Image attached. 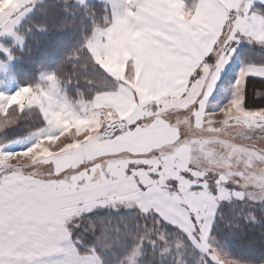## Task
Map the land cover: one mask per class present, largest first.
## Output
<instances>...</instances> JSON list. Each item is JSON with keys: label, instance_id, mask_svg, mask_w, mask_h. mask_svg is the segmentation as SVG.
Returning <instances> with one entry per match:
<instances>
[{"label": "snow or ice", "instance_id": "snow-or-ice-1", "mask_svg": "<svg viewBox=\"0 0 264 264\" xmlns=\"http://www.w3.org/2000/svg\"><path fill=\"white\" fill-rule=\"evenodd\" d=\"M32 3L17 0L0 14V33ZM242 38L264 47V14L253 0H111V17L72 53L99 89L91 99L61 97L56 75L0 93V128L35 106L59 130L24 151L0 153V264H103L94 245L81 252L80 239H72L81 215L100 205L138 206L153 225L178 227L212 264H236L213 246L210 229L220 199L256 189L264 196V107H244L248 77L264 80V65L241 68L234 98L219 112L207 113L205 101ZM170 111L176 121L165 119ZM157 121L174 125L177 139L136 150L147 146L136 139L140 131ZM181 126L206 135H181ZM39 164L49 165L46 175L24 171ZM208 173L215 174V194L202 179ZM228 183L241 191L229 193ZM106 239H114L107 228L99 240ZM134 239L137 247L144 239L168 246L156 227Z\"/></svg>", "mask_w": 264, "mask_h": 264}, {"label": "rangeland", "instance_id": "rangeland-1", "mask_svg": "<svg viewBox=\"0 0 264 264\" xmlns=\"http://www.w3.org/2000/svg\"><path fill=\"white\" fill-rule=\"evenodd\" d=\"M67 4H70V2H68ZM45 8L46 7L42 5V8L38 10V14H36L32 18V20L27 23L26 25L27 28L26 29L23 28V34L25 39H27V37L31 35L33 28L36 29L38 27L44 26ZM60 13L64 14L65 16H70V19H68L64 15L62 16L63 19H61L59 23V28H60L59 33L55 35L53 38L49 39V41L57 44V46H61L67 49L69 51V55L72 56L73 52L82 49V46L86 44V41L90 36L92 27L95 24H98L100 22L99 20H102L103 17L101 16L99 10H94L91 8L79 9L73 6L72 4L67 6L65 9L62 8L60 10ZM54 21L56 22V20ZM86 21H88L91 24V26L88 25L86 27L85 25ZM88 28L89 31L87 30ZM53 39H55V41ZM247 42L248 41H245V39H240L238 43L235 41L233 42V47L235 51L232 52L227 63L223 66L221 72L218 75L217 80L214 83L211 92L206 98L205 111L207 113L219 112L221 108L225 107L231 101V99L234 98L233 85L241 70L240 67L246 65L242 61L243 50L244 49L246 50V48H253L258 50L256 44L250 42L247 43ZM70 47H74V49H69ZM23 51L19 53L20 61H21L20 55L23 53ZM48 51L46 55L45 53L41 55V51H39L40 57L43 58V56L45 55V59H49L51 52ZM21 56L22 58H27V59L29 57L27 54H22ZM73 63L74 61H72V64ZM19 66L21 70L18 71L16 70V75L12 73L11 81H8L6 85H12L13 83H16V85L18 86H26L25 83L27 79L25 80V83L24 80L22 79L23 74H25L23 68H27L33 72L37 70V65L33 63H29V64L25 63L24 65H19ZM71 71H73L76 74V76L74 75L72 76L73 78H71L72 79L71 86L69 85V83L66 82H64L66 83V85H64L61 80L60 82L57 79L59 85L62 83V85L65 86L66 89H70L71 87H78L77 89H81L83 87L85 88L93 87L94 84H89L87 82V79H84L82 77L77 78L78 73L82 75H86L84 73V71H87L86 69L79 68V65L76 66L73 65ZM245 109L254 110L249 108H245ZM177 118H178V113L174 111L168 112L165 117L166 120H171V121H176ZM214 119L220 120L223 119V117L217 115L216 117H214ZM140 132L141 135L138 136V140L145 142L147 145L144 148H139L142 151H148L152 147L161 146L155 144L156 139H162L163 141L162 145H170L173 141L177 139L176 127L174 125L169 126V124L165 123L164 121H157L152 125H146ZM180 134L181 135L187 134L189 136L206 135V133L197 132L195 129H189L184 126H181ZM17 139L18 137L14 133L12 135V142L14 143L11 146H8L9 147L8 149L6 148L8 150L7 152L23 151L22 147H20L16 143ZM261 143H264V141H261ZM202 179L207 180V182L209 183L210 191L215 194L216 193V186L214 182L215 174L208 173ZM192 187L193 190H199L200 184H193ZM225 188L226 190H228L229 193H231L232 191H241L239 187L231 183L226 184ZM249 192H253V189L249 188ZM103 206L110 207V211L108 214L115 215L113 224L109 228V232L114 237V239L101 240L105 252L109 254H113L114 251L120 250L119 245L125 242L128 243L131 250L130 254L128 253V255L126 256V257L131 256L130 264L139 262V260L144 257L143 252L147 253V256L144 257L148 259L145 264H155V262L159 264L160 263L177 264V261H179L180 264H189V260L192 258H195L197 260V263L199 264H204L205 261H207V263L211 262L205 255L203 257L194 256V254L192 253L194 249L199 253L202 252H200L199 249L195 248L194 245H192L187 235L184 234L181 230L180 231L183 234L182 236L179 235V233H173L172 228L166 226L161 227V223L159 225H153L152 219L150 218L146 219L145 217H143L140 214L141 211H139L136 208V206L122 205L114 208L108 205H100V207ZM96 207H93L91 210H93ZM214 212L215 215L217 214L216 212L220 213L221 218H223L233 229L232 232L238 230V224L241 222H243L244 224L247 223L258 224L260 222L264 223V196H261L259 194V189H256L253 195L245 196L244 198H238L234 195H227L225 198H222L218 201L217 205L215 206ZM249 213L255 217L254 221L245 219V217ZM106 218L107 215L103 217L101 220H98L99 228L101 227L102 223L105 221ZM143 220H145L146 222ZM78 224H79L78 227H73L72 229H74L75 231L78 230L76 236L82 238V235L86 234L84 222H81L79 220ZM151 227H156L163 232L165 240L168 242L167 248H165L164 243L161 241H158L155 244H153L150 242V240H147L149 243H147L144 246L142 244L143 241H141L139 247L136 246V240L134 238L137 236V234L138 233L142 234L146 228H151ZM112 229H119V231L115 232L112 231ZM138 229H140V231H138ZM210 236L212 235L210 234ZM175 238H178L180 240L179 246L176 245ZM211 242L213 243V246L217 248V250L220 252L221 255L235 261L236 264H262L260 262L259 263L245 262L230 256L229 255L230 252L228 250H225L223 245L221 246L219 244L220 242L217 240L216 237H214V240H212ZM247 254H251V253L247 251Z\"/></svg>", "mask_w": 264, "mask_h": 264}, {"label": "trees", "instance_id": "trees-1", "mask_svg": "<svg viewBox=\"0 0 264 264\" xmlns=\"http://www.w3.org/2000/svg\"><path fill=\"white\" fill-rule=\"evenodd\" d=\"M68 2H70V4H72L73 6L79 9L88 8L84 6L75 5L70 0H44L35 7L31 15L22 23L19 29V34L21 35L24 41V45L21 48L14 49L13 51L14 56L16 58V63L14 65V70H13L14 75H16V70L17 71L21 70L19 65H24L25 63L26 64L33 63L37 65V70H35L34 72L27 68H23L25 74H23L22 79L24 80V83L25 80L27 79L25 85H29V86L36 85L38 82V77L42 72H48V73H52L53 75H56L57 79L59 81L61 80L64 85H66V83H64L66 82V80L70 79L72 81L71 78H73L72 76H74L73 75L74 72L71 71V68L74 65V63L72 64L73 61L72 56L69 55V51L67 49L61 46H57V44L49 41V39L53 38L60 31L59 23L60 20L63 19L62 16L64 15L60 13V10L62 8L65 9L67 6H69L70 4H67ZM42 5L46 7L44 12L45 15L44 26L38 27L36 29L33 28L31 35L27 37V39H25L23 34V28L24 29L27 28L26 27L27 23L30 22L36 14H38V10L42 8ZM94 10H99V9H94ZM259 11L261 14H264V5L259 7ZM99 12L101 13L102 16L103 11L99 10ZM65 17L70 19V16H65ZM54 20H56V22ZM85 25L86 27L88 25L91 26V24L88 21L85 22ZM87 30L89 31V28ZM53 40L55 41V39ZM69 49H74V47H70ZM22 51H23L22 54H27L29 57L28 59L22 58L21 56L22 54H21L20 55L21 61H20L19 53ZM39 51H41V55L43 53H45L46 55L47 51L51 52L50 58L45 59V55L43 56V58L40 57ZM242 61L245 64H263L264 51H259L253 48H246V50L245 49L243 50ZM75 63L76 65H79L78 61H76ZM84 73L86 75H82L78 73L77 78L80 77L84 79H86V77L88 79L91 78L88 74V71H84ZM62 83L60 84L61 86H63ZM71 84L72 82L69 83L70 86ZM77 88L78 87H71L70 89H66L65 86H63V89L67 97H69L71 100L78 99V94L79 97L88 98L93 90L98 89L96 84H94L93 87L90 88H85V87L81 89H77ZM88 90H92V91H90L88 94L82 95L84 91L86 92ZM258 90L260 92H264V80L248 77V84L245 86V100H244L245 108L256 109V108L264 107V95L255 94ZM109 211H110V207L103 206V207H97L91 211L83 213L79 218V220L81 222H84L86 234L82 235V238H79L78 236H76L78 230L75 231L74 229H72V237L74 239L77 238L80 239L81 243L77 245L80 251L82 252L86 251L87 245H94L96 253L103 260V264H119L121 259L125 258L128 255V253L130 254L131 252L128 243L125 242L121 243L119 245L120 250L114 251L113 254H109L104 251L101 240H99L101 234L105 232V229L106 228L109 229L110 226L113 224L115 215L108 214ZM216 213H217L215 215L216 217L214 216V220L211 225L212 228L210 234L217 238V240L220 242L219 244L221 246L223 245L225 250H228L230 252L229 255L245 262H253V263L260 262L264 264V223L260 222L258 224H253V223L244 224L243 222H241L238 224V230L232 232L233 229L231 228V226L223 218H221L219 212ZM106 215L107 218L99 228L98 220H101ZM143 217L149 219L148 216H143ZM90 225L94 227H90ZM164 226L172 228L173 233H179V235L181 236L183 235L178 227H175L170 223L161 222V227ZM138 231H140V229H138ZM154 238L155 237H152L151 239ZM175 239L179 240L178 238ZM147 240L149 239L143 240L142 243L143 246L149 243ZM247 251H249V253L251 254H247ZM192 253L194 254L195 257L204 256L203 253H199L195 249L192 251ZM143 254L144 257L147 256V253L143 252ZM144 257L141 258L139 262L137 263L135 262L134 264H145L148 259ZM155 264H159V263L155 262ZM189 264H199V263H197V260L195 258H192L189 260ZM207 264H212V262L210 263L208 262Z\"/></svg>", "mask_w": 264, "mask_h": 264}, {"label": "crops", "instance_id": "crops-1", "mask_svg": "<svg viewBox=\"0 0 264 264\" xmlns=\"http://www.w3.org/2000/svg\"><path fill=\"white\" fill-rule=\"evenodd\" d=\"M42 1L44 0H33V3L30 6L29 10L26 11L23 14V16H21L18 19V22L16 25L13 26V29L8 32L0 33V93L10 95L14 93L16 90H18L20 87H25V86H18L16 85V83H13L12 85H6V83L8 81H11L12 73L14 74L13 70H14V65L16 63V58L14 56L13 51L14 49L21 48L24 45V41L21 35L19 34V29L22 23L31 15L35 7ZM70 1L73 4L78 5V6H84V7L99 9L103 11V15H102L103 19L99 20L100 22L98 24H95L92 27L89 38L93 34L96 27H102L104 25L106 17L108 18L111 17V0H70ZM16 3H17V0H0V14H3L5 10L9 9L10 7H14ZM262 5H264V3H261L260 0H253V7L259 13H260L259 7ZM245 41H248V40L245 39ZM247 43H249V41ZM252 43L257 45L258 47L257 49L259 51H264V47L260 46L259 44L255 42H252ZM246 65L259 66V65H264V63L263 64H246ZM244 66L240 68H243ZM109 67L115 71H119V72L123 71V65L121 64H110ZM47 75H53V74L48 73V72L40 73L37 84L39 83L42 84L44 82L43 77ZM249 77L260 79L257 76H249ZM106 79L109 82L111 81L110 77H107ZM14 82H15V79H14ZM26 86H29V85H26ZM92 90H88L86 92L84 91L82 95L88 94ZM97 90L99 89L93 90L90 93L88 98H83V99L85 101L91 99L93 94ZM58 91L61 97L69 100L70 102L77 100V99L71 100L69 97H67L63 87L59 84H58ZM145 98L148 99V97H145ZM9 112L11 113L12 109H9ZM2 120L3 118H0V121ZM88 131L90 132L91 129H88ZM58 132H59L58 129L48 124V122L44 119L42 113H40L37 107L35 106L30 107V108L26 107L22 112H18L14 119H11L7 123H5L3 128H0V153H6L8 151L7 149L9 148L8 146H11L14 143L12 142V135L14 133L18 137L16 143L20 147H22V150L24 151L28 147H30L32 144H34L41 137L46 136V135H57ZM140 135H141V132L138 134V136ZM138 136L136 137V139H138ZM155 144L162 145L163 144L162 139H156ZM136 150H140V149H136ZM33 170H35L38 174L46 175L49 170V165L39 164L35 167V169H33L32 167L24 168L25 172H31ZM136 207L139 209L138 206ZM72 239L75 240L73 237Z\"/></svg>", "mask_w": 264, "mask_h": 264}]
</instances>
